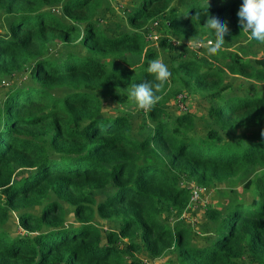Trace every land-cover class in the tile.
Here are the masks:
<instances>
[{
    "label": "trees",
    "instance_id": "1",
    "mask_svg": "<svg viewBox=\"0 0 264 264\" xmlns=\"http://www.w3.org/2000/svg\"><path fill=\"white\" fill-rule=\"evenodd\" d=\"M175 1L141 0L127 17L132 29L111 37L98 19L104 0H0V264H143L129 254L158 259L172 251L181 264H243L245 257L264 264V136H233L264 123V93L225 84L230 73L263 87L264 55L234 54L226 69L175 59L160 100L147 109L149 132L136 135L128 115L104 106L105 99L128 106L130 86L153 80L146 68L157 53L145 34L155 22L197 44L216 39L204 27L208 12L227 24L229 44L248 37L237 16L242 0H188L179 10ZM127 57L142 62L125 70L119 64ZM186 92L210 102L204 135L186 110ZM174 98L178 113L167 106ZM253 171L243 186L252 200L237 194L209 209L204 243L194 244L184 222H163L165 210L182 215L216 185L233 188ZM10 210L31 234L5 228ZM97 218L120 227L103 233Z\"/></svg>",
    "mask_w": 264,
    "mask_h": 264
},
{
    "label": "rangeland",
    "instance_id": "2",
    "mask_svg": "<svg viewBox=\"0 0 264 264\" xmlns=\"http://www.w3.org/2000/svg\"><path fill=\"white\" fill-rule=\"evenodd\" d=\"M140 1L141 0H104L103 7L98 14V19L109 36L113 37L121 35L132 29L127 21V17L133 9L139 5ZM187 1L188 0H176L173 7L179 10L180 8L185 7ZM55 13H58V9ZM146 30L147 48L154 49L157 53V58L161 59L162 62L168 66V69L175 59L180 60L185 57L197 58V60L205 67L215 66L217 68L220 67L226 69L234 54L241 56L247 61H253L256 57L264 55V43H253L249 37H246L243 42L236 45L224 41L218 52L208 54L206 51L208 43L209 41L214 40H202L200 43L196 44V41L193 40H179L175 37H170L167 35L164 20H160L159 25L155 27L154 23L153 25L151 24ZM3 32L4 30L0 27V33ZM154 37L157 38L154 39ZM164 40L166 43H163ZM141 62L142 60L140 58L127 57L124 61L120 62L119 66L123 67L125 70L135 69L141 64ZM257 83L259 82H254L252 80L245 81L241 76L232 75L230 73H227L225 76L226 86L232 88L236 93L247 91L248 95H255V93L260 90H262L261 93H264V85L261 87ZM4 88V86H1L0 92ZM229 92H232V90L228 89L225 94H229ZM186 93V110L196 115L195 120L197 132L199 135H204L207 132L208 127L207 113L210 107V102L199 95L190 94L188 92ZM175 99L176 98L171 100L167 106H169L171 112L178 113L180 111L175 109ZM105 101L104 106L110 113L115 115L123 114L130 117L136 135H138L141 130H147L148 132L151 130L150 128L147 129L146 125L149 123L145 122L147 109L142 110L138 108L135 101L128 106H123L110 99H105ZM261 130H264V123H250L244 129L235 131L233 136L239 138L245 137L249 139L254 137L255 139H260L263 137L261 136ZM255 175H257V173L254 174V171L243 175L241 179L233 185V188L226 184L216 185L206 195H203L199 199L200 201L197 203L194 202L193 209L186 210L182 215H176L174 212L165 210L163 222L167 223L170 227H174L177 223L184 222L195 237L194 244L204 243V241L209 238L208 231L210 224L206 220L208 210L213 207L228 206L231 199L236 197L237 194H240V196L248 200H252V195L243 191V186L247 179H252ZM181 185L190 187L192 183L187 179H183ZM98 198H102V195H99ZM0 205L6 206V189L0 190ZM64 206L67 212V219L73 220V207L67 202H64ZM41 213V207L31 210V214L34 217L40 216ZM94 222L101 228L103 233L120 227L119 221H103L97 218ZM192 222H194V225ZM5 228L12 232L22 233L23 235L31 234L21 227L20 213L14 210H10ZM129 255L140 258L143 264H181L179 257L174 251L158 259H151L144 255H134L133 253H130ZM242 263L257 264L247 257L244 258Z\"/></svg>",
    "mask_w": 264,
    "mask_h": 264
},
{
    "label": "clouds",
    "instance_id": "3",
    "mask_svg": "<svg viewBox=\"0 0 264 264\" xmlns=\"http://www.w3.org/2000/svg\"><path fill=\"white\" fill-rule=\"evenodd\" d=\"M204 14L207 16L204 27L210 29L216 37L214 41H209L206 49L208 54H213L220 50L228 27L219 15H209L208 12ZM237 16L239 26L243 32L248 33L249 39L264 43V0H242ZM146 71L153 74V80L132 84L129 92V98L142 110L150 108L160 100L156 93L171 75L168 66L159 58L149 60ZM261 136H264V130H261Z\"/></svg>",
    "mask_w": 264,
    "mask_h": 264
},
{
    "label": "built area",
    "instance_id": "4",
    "mask_svg": "<svg viewBox=\"0 0 264 264\" xmlns=\"http://www.w3.org/2000/svg\"><path fill=\"white\" fill-rule=\"evenodd\" d=\"M154 25H157V23L155 22V24ZM157 37H154V39H156ZM199 46H201V45H199ZM182 99H183V97L182 96H180V97H178V100H179V106H180V108L182 109V110H184V104L182 103ZM196 190L194 191V196H193V200L194 201H196L198 198H199V193L201 192V189H197V188H195Z\"/></svg>",
    "mask_w": 264,
    "mask_h": 264
}]
</instances>
